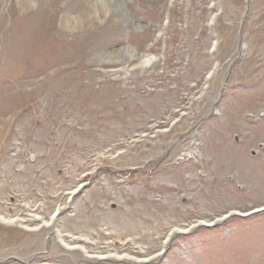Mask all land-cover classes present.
Masks as SVG:
<instances>
[{"label": "rangeland", "instance_id": "rangeland-1", "mask_svg": "<svg viewBox=\"0 0 264 264\" xmlns=\"http://www.w3.org/2000/svg\"><path fill=\"white\" fill-rule=\"evenodd\" d=\"M0 264H264V0H0Z\"/></svg>", "mask_w": 264, "mask_h": 264}, {"label": "bare ground", "instance_id": "bare-ground-1", "mask_svg": "<svg viewBox=\"0 0 264 264\" xmlns=\"http://www.w3.org/2000/svg\"><path fill=\"white\" fill-rule=\"evenodd\" d=\"M26 1H28V0H26ZM86 19V18H85ZM79 20H81L82 21V19H78V20H76L75 21V24H78L79 23ZM256 210H254V212H255ZM248 213V212H247ZM244 214V215H242V216H247V215H249V213L248 214ZM207 226V225H206Z\"/></svg>", "mask_w": 264, "mask_h": 264}, {"label": "water", "instance_id": "water-1", "mask_svg": "<svg viewBox=\"0 0 264 264\" xmlns=\"http://www.w3.org/2000/svg\"><path fill=\"white\" fill-rule=\"evenodd\" d=\"M253 154V153H252Z\"/></svg>", "mask_w": 264, "mask_h": 264}]
</instances>
